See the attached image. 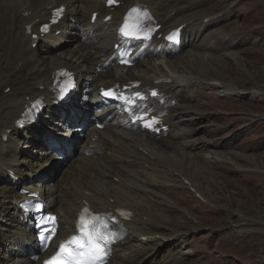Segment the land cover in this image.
<instances>
[{
  "label": "bare ground",
  "instance_id": "obj_1",
  "mask_svg": "<svg viewBox=\"0 0 264 264\" xmlns=\"http://www.w3.org/2000/svg\"><path fill=\"white\" fill-rule=\"evenodd\" d=\"M206 1L124 0L123 5L112 12L114 16L111 25H107L103 18L110 12L104 8V0H0V251L3 252L0 264L41 263L32 261L28 253V243H33V235L19 219L18 202L22 200V196L19 195L17 186H37V189L44 191V196L53 200L54 211L61 217V236L69 233L78 211L86 202L108 212L119 208L133 211L132 220L126 222L128 237L123 248L121 247L130 258L125 261L117 256L110 264H145L148 255L161 257L163 264H187L185 260L172 257L170 253L175 250L174 247L188 244V234L181 233L170 222L168 215H163L159 205L152 201L161 188L143 178V173L150 174L152 168L160 169L157 166L159 164H162L161 168L167 169L161 172L172 180L186 173L184 168L179 170L177 157L172 160L163 156L162 147L176 150L183 145L187 149L184 159L186 162L187 159L198 158L206 162L219 161L215 158L218 157V145L208 142L195 146L187 142L186 134L190 132L181 127L179 118V113L188 112L190 107L201 103L198 100L201 95L199 89L193 88L199 81L215 82L214 88L222 89L229 96L236 94L224 72L217 71L215 76L212 75V60L214 55H221L228 62L238 61L235 63L238 65L243 59L237 57L234 50H228L232 45L213 47L204 40H207L206 37L212 38L211 34L208 35L210 29L234 13L237 4L225 3L215 12L203 15L199 9ZM137 3L144 4L153 11L162 24L163 33L176 26H185L186 51L176 53V49H173L172 56L166 59L144 60L128 73L130 78L139 77L147 85H153L161 78L170 81L160 86L168 95L169 102L176 101L168 109L166 117L172 131L167 137L157 140L122 131L116 126H108L103 131L91 128L84 134L85 144L81 150L76 151L73 165L56 179L43 176V172L53 167L51 162L55 158L48 141L58 138V133L54 137L49 133L50 130L45 132L43 128L68 127L73 118L71 114L67 115L64 122L56 119L61 107L56 104L52 89L53 74L61 68H69L83 84L88 82L85 89L94 85L93 90L104 83L103 76L106 80L112 74L122 78L120 69L113 68L103 75L95 73V66L101 62L102 55L112 43V26L119 22L127 8ZM62 5L67 7L64 21L53 27L50 34L43 35L40 26L49 22L52 9ZM95 11L100 14L96 23L91 25V15ZM69 17L75 18L83 28L95 30L94 34H84L81 27L68 20ZM206 20H209L208 24ZM56 31H60L58 36ZM33 35H38V39H32ZM81 35L84 38L77 43V37ZM35 44L37 48H34ZM232 47L235 49V45ZM186 88L194 96L187 98ZM77 99L74 96L68 107L70 112L76 114L80 113ZM39 100L46 104L40 119L25 129L18 128L17 120L21 114ZM71 132L72 130L69 133ZM70 137L67 144L72 146L75 134L71 133ZM22 143L25 146L20 150ZM86 149L100 155L87 156ZM229 162L237 171L242 170L241 165L236 164L232 158H229ZM147 168L150 170H145ZM185 179L190 183L189 188L196 187L189 178ZM241 220L242 224L236 227L240 230L255 224L251 220ZM150 241L160 242L152 244ZM185 252L186 249L183 253Z\"/></svg>",
  "mask_w": 264,
  "mask_h": 264
},
{
  "label": "rangeland",
  "instance_id": "obj_2",
  "mask_svg": "<svg viewBox=\"0 0 264 264\" xmlns=\"http://www.w3.org/2000/svg\"><path fill=\"white\" fill-rule=\"evenodd\" d=\"M234 2L236 11L212 27L208 32L212 38L206 37L204 41L213 47L235 45V49L231 46L228 50L237 52L243 62L237 65L238 61L228 62L221 55H214L211 70L213 76L217 71L224 72L236 94L229 96L199 83L194 87H205L198 88L201 103L190 107L188 112L179 113L181 127L190 132L186 134L187 142L195 146L208 142L218 145L215 158L219 161L216 164L214 160L206 162L198 158L186 162L187 149L183 145L176 150L162 147L163 156L172 160L177 157L179 170L184 168L186 173L179 176L181 180L164 178L161 171L167 169L159 164L160 169H152H158L159 175L153 171L149 174L152 177H148L161 188L155 202L160 204L163 215L167 214L181 233L188 234V244L174 247L187 264H264V0H207L199 10L215 12L220 5ZM79 38L84 37H77L78 41ZM195 111L205 115L202 118L194 115L196 120L190 126L195 129L187 128L189 123L184 126L181 118ZM77 150L74 148L75 153ZM74 158L75 155L62 165H57L54 158L48 176L56 179L62 175L73 165ZM229 158L241 165L242 170L237 171ZM152 161L155 162L154 158ZM185 178L195 183L194 189L206 198V203L187 187ZM241 218L255 224L240 230L236 227L242 224ZM185 249L187 252L182 254ZM170 254L177 257L175 250ZM145 261L149 264L147 258Z\"/></svg>",
  "mask_w": 264,
  "mask_h": 264
},
{
  "label": "snow or ice",
  "instance_id": "obj_3",
  "mask_svg": "<svg viewBox=\"0 0 264 264\" xmlns=\"http://www.w3.org/2000/svg\"><path fill=\"white\" fill-rule=\"evenodd\" d=\"M135 11V10H133ZM87 211V210H85ZM53 221L54 217L51 218ZM76 229L79 231V237L73 236L72 241L78 245L76 255H83L84 252L91 254L93 257L98 259L99 264H105V258L107 257L109 244L111 241L104 239L106 226L101 222L100 219L86 220L85 215L82 212L80 219L76 224ZM49 236L52 232L48 233ZM61 251H64V245H60ZM71 255V253H69Z\"/></svg>",
  "mask_w": 264,
  "mask_h": 264
}]
</instances>
